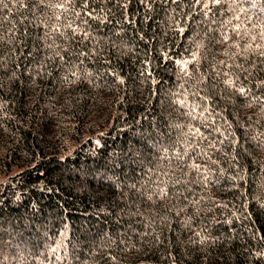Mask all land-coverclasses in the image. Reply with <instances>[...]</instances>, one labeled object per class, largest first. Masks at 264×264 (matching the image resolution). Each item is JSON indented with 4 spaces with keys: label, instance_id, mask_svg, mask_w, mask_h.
Segmentation results:
<instances>
[{
    "label": "trees",
    "instance_id": "1",
    "mask_svg": "<svg viewBox=\"0 0 264 264\" xmlns=\"http://www.w3.org/2000/svg\"><path fill=\"white\" fill-rule=\"evenodd\" d=\"M3 177L0 264H264V0H0Z\"/></svg>",
    "mask_w": 264,
    "mask_h": 264
},
{
    "label": "rangeland",
    "instance_id": "2",
    "mask_svg": "<svg viewBox=\"0 0 264 264\" xmlns=\"http://www.w3.org/2000/svg\"><path fill=\"white\" fill-rule=\"evenodd\" d=\"M17 172H18V170H14L13 173H12L11 175H14V174L17 173ZM6 180H7V177H3V178L1 179V181H0V184H1V183H4Z\"/></svg>",
    "mask_w": 264,
    "mask_h": 264
},
{
    "label": "snow or ice",
    "instance_id": "3",
    "mask_svg": "<svg viewBox=\"0 0 264 264\" xmlns=\"http://www.w3.org/2000/svg\"><path fill=\"white\" fill-rule=\"evenodd\" d=\"M214 2H218V0H214ZM229 83L231 82L229 81ZM240 91L243 92L244 91L243 88H241Z\"/></svg>",
    "mask_w": 264,
    "mask_h": 264
}]
</instances>
